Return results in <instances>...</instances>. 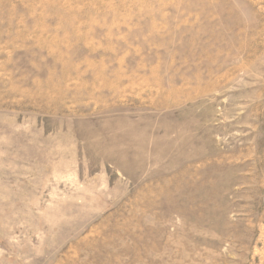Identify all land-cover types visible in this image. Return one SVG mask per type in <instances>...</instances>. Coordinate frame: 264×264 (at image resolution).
<instances>
[{
  "label": "rangeland",
  "instance_id": "obj_1",
  "mask_svg": "<svg viewBox=\"0 0 264 264\" xmlns=\"http://www.w3.org/2000/svg\"><path fill=\"white\" fill-rule=\"evenodd\" d=\"M0 264H264V0H0Z\"/></svg>",
  "mask_w": 264,
  "mask_h": 264
}]
</instances>
